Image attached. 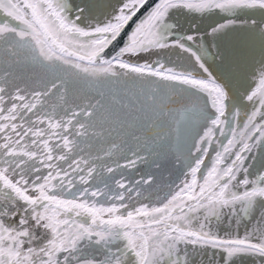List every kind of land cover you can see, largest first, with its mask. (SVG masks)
Wrapping results in <instances>:
<instances>
[{"label":"snow or ice","instance_id":"6c2138e0","mask_svg":"<svg viewBox=\"0 0 264 264\" xmlns=\"http://www.w3.org/2000/svg\"><path fill=\"white\" fill-rule=\"evenodd\" d=\"M0 264H264V0H0Z\"/></svg>","mask_w":264,"mask_h":264},{"label":"rangeland","instance_id":"374dc122","mask_svg":"<svg viewBox=\"0 0 264 264\" xmlns=\"http://www.w3.org/2000/svg\"><path fill=\"white\" fill-rule=\"evenodd\" d=\"M166 174H168V173L165 172V173L163 174V176L165 177ZM173 178H175V176H173ZM161 195H163V193H161Z\"/></svg>","mask_w":264,"mask_h":264},{"label":"flooded vegetation","instance_id":"af4514ba","mask_svg":"<svg viewBox=\"0 0 264 264\" xmlns=\"http://www.w3.org/2000/svg\"><path fill=\"white\" fill-rule=\"evenodd\" d=\"M168 178V174L165 175L164 179H167ZM173 178V177H172Z\"/></svg>","mask_w":264,"mask_h":264}]
</instances>
